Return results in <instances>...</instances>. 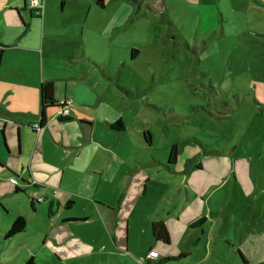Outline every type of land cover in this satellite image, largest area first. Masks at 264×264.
I'll return each mask as SVG.
<instances>
[{"label": "crops", "instance_id": "obj_1", "mask_svg": "<svg viewBox=\"0 0 264 264\" xmlns=\"http://www.w3.org/2000/svg\"><path fill=\"white\" fill-rule=\"evenodd\" d=\"M43 1L35 15L27 0H0V84L8 83L0 89V264H264V187L249 153L238 144L210 150L232 162L224 179L211 159L205 166L209 150L197 143L185 157L177 140L159 153L148 125L126 113L123 101L115 104L119 92L105 85L139 54L111 55L133 8ZM236 5L264 13V0ZM92 42L102 51L90 50ZM113 60L119 73L106 71ZM42 82L52 84L56 103L71 99L70 111L62 117L59 106L47 108L35 130ZM118 120L123 128H112ZM229 175L232 191L219 193ZM205 178L214 181L204 186ZM18 216L24 230L5 237ZM158 222L167 242L153 237ZM151 250L158 256L148 257Z\"/></svg>", "mask_w": 264, "mask_h": 264}, {"label": "rangeland", "instance_id": "obj_2", "mask_svg": "<svg viewBox=\"0 0 264 264\" xmlns=\"http://www.w3.org/2000/svg\"><path fill=\"white\" fill-rule=\"evenodd\" d=\"M236 4L237 0H107L108 7L133 8L111 55L120 49L130 56L131 48L139 54L121 68L118 82L101 78L119 92L121 99L115 104L123 101L125 112L155 134L159 153H166L167 143L177 140V150L185 157L188 144L197 143L209 150L205 166L211 159L217 166L215 176L224 179L232 162L210 150H233L238 144L237 151L252 157L256 181L264 187V154L257 156L264 150V13ZM102 47L89 45L92 51ZM105 63L106 71L119 73L115 60ZM7 86L2 83L0 89ZM212 181L205 178L203 185ZM234 182L229 175L218 192L229 194ZM238 211L247 214L246 208Z\"/></svg>", "mask_w": 264, "mask_h": 264}, {"label": "trees", "instance_id": "obj_3", "mask_svg": "<svg viewBox=\"0 0 264 264\" xmlns=\"http://www.w3.org/2000/svg\"><path fill=\"white\" fill-rule=\"evenodd\" d=\"M99 5L102 6V3H99ZM135 51V50H133ZM3 49L0 48V58L2 56ZM59 106V103H56L54 97H53V86L50 82H42L40 85V115H39V121L38 125L41 127L44 125L46 121V109L54 106ZM111 127L114 129H122L123 128V123L121 120H118L111 124ZM176 157V145H173L171 148V153H170V160H174ZM169 161V163H171ZM202 220V219H201ZM26 219L23 216H18L13 223L10 225L9 229L5 233V237H11L21 231L24 230L26 226ZM152 234L153 237L157 240H161L163 242L168 241V235L165 227L163 226L162 223H153L152 224ZM25 264H33L32 260H27Z\"/></svg>", "mask_w": 264, "mask_h": 264}, {"label": "built area", "instance_id": "obj_4", "mask_svg": "<svg viewBox=\"0 0 264 264\" xmlns=\"http://www.w3.org/2000/svg\"><path fill=\"white\" fill-rule=\"evenodd\" d=\"M29 8L33 11V13L35 15H40L42 13V9H43V4L44 1L43 0H27ZM71 103V99H63L59 102L60 104V115L62 117H65L69 114V104ZM33 128L36 130L39 128L38 122L33 124ZM7 180L13 184L14 186H16L18 184V178L15 176H10L7 178ZM43 198H38V201L42 200ZM158 256V253L156 251H149L148 253V257L150 258H155Z\"/></svg>", "mask_w": 264, "mask_h": 264}, {"label": "water", "instance_id": "obj_5", "mask_svg": "<svg viewBox=\"0 0 264 264\" xmlns=\"http://www.w3.org/2000/svg\"><path fill=\"white\" fill-rule=\"evenodd\" d=\"M22 2H23V5H25V0H21ZM99 1H101V0H98V2ZM59 110H60V108H59ZM39 129V128H38ZM38 129H36V130H38Z\"/></svg>", "mask_w": 264, "mask_h": 264}]
</instances>
